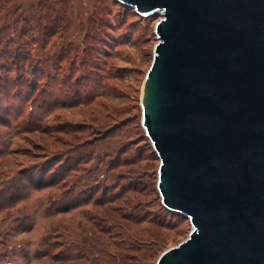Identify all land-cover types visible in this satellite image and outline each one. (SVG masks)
<instances>
[{"label": "rangeland", "instance_id": "rangeland-1", "mask_svg": "<svg viewBox=\"0 0 264 264\" xmlns=\"http://www.w3.org/2000/svg\"><path fill=\"white\" fill-rule=\"evenodd\" d=\"M159 18L0 0V264H155L188 235L141 122Z\"/></svg>", "mask_w": 264, "mask_h": 264}, {"label": "water", "instance_id": "water-1", "mask_svg": "<svg viewBox=\"0 0 264 264\" xmlns=\"http://www.w3.org/2000/svg\"><path fill=\"white\" fill-rule=\"evenodd\" d=\"M118 1L160 14L141 122L191 224L155 264H264V0Z\"/></svg>", "mask_w": 264, "mask_h": 264}, {"label": "trees", "instance_id": "trees-1", "mask_svg": "<svg viewBox=\"0 0 264 264\" xmlns=\"http://www.w3.org/2000/svg\"><path fill=\"white\" fill-rule=\"evenodd\" d=\"M127 6V5H126ZM129 7V6H128Z\"/></svg>", "mask_w": 264, "mask_h": 264}]
</instances>
